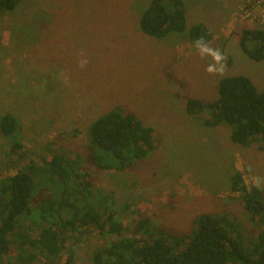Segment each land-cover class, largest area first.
Returning a JSON list of instances; mask_svg holds the SVG:
<instances>
[{"label": "rangeland", "instance_id": "374dc122", "mask_svg": "<svg viewBox=\"0 0 264 264\" xmlns=\"http://www.w3.org/2000/svg\"><path fill=\"white\" fill-rule=\"evenodd\" d=\"M183 1L186 31L165 37L140 27L149 0H22L13 10H1L0 117L17 116L23 148L13 152L0 132V179L30 161L38 167L55 155L80 156L95 192L115 199L122 236H142V217L184 234L194 229L197 215L224 213L251 246L264 231V218L254 219L240 193L230 189L231 175L236 161L245 184L264 193V143H234L227 125H204L207 113L189 114L187 102L214 100L227 76H248L264 91V59L253 60L240 44L244 29L264 24L241 16L246 0ZM196 23L217 33L209 46L224 55L223 72L205 71L213 60L202 59L189 37ZM116 107L152 125L157 146L121 170L95 163L88 132ZM36 183L38 198L52 192L50 182ZM26 226L33 235L40 231L31 221ZM73 235L78 238L70 264H93L94 251L109 242L91 226ZM66 244L56 264H67L71 240ZM16 253L13 245L0 264H15Z\"/></svg>", "mask_w": 264, "mask_h": 264}, {"label": "trees", "instance_id": "16d2710c", "mask_svg": "<svg viewBox=\"0 0 264 264\" xmlns=\"http://www.w3.org/2000/svg\"><path fill=\"white\" fill-rule=\"evenodd\" d=\"M21 1L0 0V11L13 10ZM186 21L183 0H149L140 14L142 31L156 37L185 32ZM201 36L209 43L214 33L204 23L193 24L190 39L195 41ZM240 44L253 60H263L264 27L244 29ZM187 112H206L203 124L209 127L227 125L234 143H264V91L260 92L248 76L221 78L218 96L207 103L190 98ZM0 132L11 141L13 152L23 148L17 116L2 115ZM88 132L92 159L102 168L124 169L157 148L154 128L120 107L96 118ZM109 156L115 159L103 161ZM233 170L230 189L240 193L244 207L254 219L260 214L264 218V193L256 185L248 187L241 171ZM38 179L51 183L52 192L42 198L36 195ZM113 199L95 192L82 169L80 156L72 159L64 154L55 155L38 167L30 161L14 175L0 179V259L16 245L15 264L36 260L39 264H56L70 239V264L72 247L78 238L73 234L91 226L109 237L105 246L94 251L93 264H264V231L247 246L227 214L201 213L195 217L194 229L184 234L142 217L137 222L142 236L124 237L125 226L116 216ZM26 221L39 227V233H30Z\"/></svg>", "mask_w": 264, "mask_h": 264}, {"label": "clouds", "instance_id": "9594fccd", "mask_svg": "<svg viewBox=\"0 0 264 264\" xmlns=\"http://www.w3.org/2000/svg\"><path fill=\"white\" fill-rule=\"evenodd\" d=\"M194 46L196 48L197 53L203 59L205 56H211L213 63H210L205 68V71L209 74H219L223 72L224 69V55L220 52L219 49H213L209 46V43L204 39L203 36L199 37L194 41ZM88 61L81 60L80 67L86 66Z\"/></svg>", "mask_w": 264, "mask_h": 264}, {"label": "built area", "instance_id": "2783aa9c", "mask_svg": "<svg viewBox=\"0 0 264 264\" xmlns=\"http://www.w3.org/2000/svg\"><path fill=\"white\" fill-rule=\"evenodd\" d=\"M241 16L264 24V0H246V4L241 9Z\"/></svg>", "mask_w": 264, "mask_h": 264}, {"label": "crops", "instance_id": "0c3cea01", "mask_svg": "<svg viewBox=\"0 0 264 264\" xmlns=\"http://www.w3.org/2000/svg\"><path fill=\"white\" fill-rule=\"evenodd\" d=\"M207 26L211 28V26H209V25H207ZM211 29H212V28H211ZM212 31H213V33H214V36H213V39H212L211 41H213V40L215 39V37L217 36V33L214 32L213 29H212ZM211 41H210L209 43H211ZM147 125H150V124H147ZM223 125H224V124H223ZM150 126H152V125H150ZM152 127H153V126H152ZM234 168H238V165H237L236 161L234 162Z\"/></svg>", "mask_w": 264, "mask_h": 264}]
</instances>
